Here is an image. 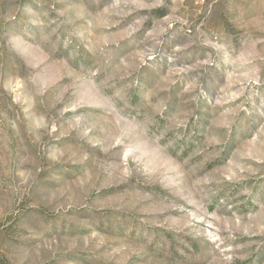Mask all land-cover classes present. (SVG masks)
<instances>
[{
  "label": "rangeland",
  "instance_id": "1",
  "mask_svg": "<svg viewBox=\"0 0 264 264\" xmlns=\"http://www.w3.org/2000/svg\"><path fill=\"white\" fill-rule=\"evenodd\" d=\"M264 264V0H0V262Z\"/></svg>",
  "mask_w": 264,
  "mask_h": 264
},
{
  "label": "trees",
  "instance_id": "2",
  "mask_svg": "<svg viewBox=\"0 0 264 264\" xmlns=\"http://www.w3.org/2000/svg\"><path fill=\"white\" fill-rule=\"evenodd\" d=\"M0 264H9V263H7V262H5V261H2V262H0Z\"/></svg>",
  "mask_w": 264,
  "mask_h": 264
}]
</instances>
